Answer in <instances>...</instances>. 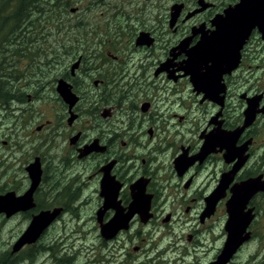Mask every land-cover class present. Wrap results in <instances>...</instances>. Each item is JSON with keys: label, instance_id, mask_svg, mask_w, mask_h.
Listing matches in <instances>:
<instances>
[{"label": "flooded vegetation", "instance_id": "obj_1", "mask_svg": "<svg viewBox=\"0 0 264 264\" xmlns=\"http://www.w3.org/2000/svg\"><path fill=\"white\" fill-rule=\"evenodd\" d=\"M260 1L264 5V0ZM176 3L184 6L173 26L170 12L169 30L175 37L164 49L158 47V29H142L140 32L148 33L152 42L138 45L135 38L129 48L141 54L135 65L129 67L124 58L109 50L99 58L104 59L103 66L91 68L95 90L91 93L89 122L82 126V95L75 90V81L65 74L60 77L59 72L57 82L64 79L77 99L70 107L71 103L56 90L55 98L63 100L65 106L60 108L67 112L68 140H63L60 124L53 128L52 119L37 124L26 139L13 136L3 140L5 146L14 149L10 150L13 162L8 164L9 174L4 173L12 185L0 187V195H23L32 183L27 168L37 158L42 170L33 193L34 205L10 215L0 213L3 222L17 216L27 220L7 250L10 263L16 264L23 249L41 246L56 227L60 244V218L91 202L98 235L110 254L111 260L106 257L105 264L112 258L113 263L119 258L117 264L128 260L153 264L163 254L170 264H213L222 255L228 238L226 223L233 189L259 179L263 187L245 194L248 197L238 203L248 220L243 234L246 237L226 264H264V22L254 21L253 27L249 23L248 34L241 32L238 41L243 43L234 49V60L219 62L210 56L199 59L192 55L201 52L200 41L214 37L218 27L215 18L225 16L231 7L238 8L242 1ZM77 60L79 66L74 71L71 68V77L87 58L79 56ZM30 84L34 90L27 93L29 101L40 100L45 90H35L40 88L38 81L31 80ZM249 107L254 108L255 117L248 113ZM26 152L29 154L23 168L27 174H17L16 165ZM4 164L1 157L0 166ZM87 188L91 195H84ZM61 194L68 198L60 201ZM146 201L149 209L144 215L141 212ZM46 210L58 214L36 241L15 251L14 245L34 216ZM118 217L127 218L126 224L109 228L108 224ZM183 222H190L185 233L190 245L181 247L173 238L164 248H158L169 235L168 230L172 231L171 225L182 227ZM103 225L107 232L102 231ZM217 226L219 232L214 230ZM145 235L155 241V246L145 247ZM134 240L142 243L133 244L131 251L129 243ZM252 243L256 246L250 250ZM44 248L47 252L53 249L48 244ZM34 254L36 251L29 252L27 258L32 259ZM141 255L147 258L145 262L139 260ZM59 257L63 261L64 256Z\"/></svg>", "mask_w": 264, "mask_h": 264}, {"label": "rangeland", "instance_id": "obj_2", "mask_svg": "<svg viewBox=\"0 0 264 264\" xmlns=\"http://www.w3.org/2000/svg\"><path fill=\"white\" fill-rule=\"evenodd\" d=\"M177 1L179 0H53L52 3L58 4L60 10L54 7L52 11L46 5L40 15L35 13L32 16V34L35 35V39H38L35 43H42L45 50L43 48H39V50L45 52L35 57L31 56L33 59H27V56H23L24 48L17 47L19 52L13 56L14 47L23 42L19 38L12 39V43L3 54L0 50V75H6L5 78L0 76V84L9 86V83L2 81H6L7 77H12L9 87L13 89L12 91L16 95H13L7 104L0 103V158L3 157L5 161V164L0 166V174L2 175L0 187L8 188L12 185L11 178L5 177L4 173L9 174L8 164L11 166L13 162V158L10 157V150L14 148L5 146L3 140H10L13 136L26 139L27 134L35 132L37 124L46 119L53 120V128L60 124L59 129L62 131L64 141L68 140V135H71L67 130L66 109L60 108L64 105L63 100L58 101L55 98L58 94L56 90L59 72L60 77L65 74L72 78L75 81V90L82 95V101L79 104L83 113L79 126H82L84 122H89L91 93L95 90L92 78L94 71H91V68L103 66L101 62L104 59L99 58L103 57L109 50H113L115 54L124 58L129 67L135 65L140 61L141 54L129 48L135 43L134 40L142 29H158V47L164 49L175 37L169 30L168 23L171 7ZM6 3L7 0H0V16L11 12L12 8L7 7ZM72 8H76V10L72 11ZM9 27L10 25L0 24V43L1 31H6ZM45 35L46 38H44ZM28 40L31 41V38ZM60 41L66 43L61 45ZM3 56L6 68L2 66L1 59ZM79 56L87 58V60L76 71V75L71 77V66ZM94 60L97 63H94ZM13 61L17 63V66L12 63ZM44 62L47 65L49 63L50 67L39 70V65ZM108 62L112 63V60ZM15 67L17 68L15 69ZM105 69L108 70L106 67ZM36 70L38 74H36ZM98 73L99 71L95 72V74ZM31 80L41 84L40 88L37 87L35 90H45L40 93V100L32 101L30 99L29 101L27 93L34 90L33 84H30ZM162 86H165L164 83ZM33 93L35 92L33 91ZM57 103L58 106H56ZM16 140L18 139L16 138ZM28 154L29 152L22 154L21 163L16 165L17 174H27L23 167ZM84 195H91L90 188L84 191ZM65 198H68L67 195H60V201H64ZM93 207L94 205L89 202L80 210L76 208L72 209L71 212H66L60 218V244L57 243L58 239H56L59 231L56 227L43 240L45 243L39 244L41 246L35 247L34 250L23 249L16 257V264H105L103 261H106V257L110 259V254L98 235L92 218ZM75 212L78 214L72 215ZM183 223L185 227L184 224L181 227L173 223L171 225L172 231L168 230L169 235L158 248H164L169 243L168 240L172 241L173 238H177L179 246H189L190 243L185 238V233L189 231L190 222ZM26 225L27 220L24 216H17L6 222L0 219V264L10 257H7V250L11 249ZM219 228L220 226H217L214 230L219 232ZM164 231L167 232V228ZM171 234L174 235L170 236ZM145 238V247L155 246V241H152L148 235H145ZM138 243H142V240H134L133 243H129L130 250L132 251L133 244ZM47 244L53 248L50 252L44 248ZM255 246L256 244L252 243L250 250ZM94 247H97L96 251H94ZM58 249H60L59 254ZM31 251H36V254L31 256L32 259L27 258ZM152 254L155 256L154 252ZM57 256H64L63 261L58 260ZM169 256L172 257V254ZM142 257L141 255L139 260ZM164 257H166L165 254L158 256L153 264H170ZM146 259L144 257L141 261L145 262ZM117 261L119 258L118 260L115 259L113 263L112 258V262L108 261L107 264H117ZM123 264L140 263L128 260Z\"/></svg>", "mask_w": 264, "mask_h": 264}, {"label": "water", "instance_id": "obj_3", "mask_svg": "<svg viewBox=\"0 0 264 264\" xmlns=\"http://www.w3.org/2000/svg\"><path fill=\"white\" fill-rule=\"evenodd\" d=\"M241 1L242 3L238 8L234 9L235 7H231L226 10L225 16L219 15L215 18L214 21H216L215 23L218 27L214 37L211 40L204 39V41H200L198 45L199 47L203 45V48L201 49L200 53L195 51V54L194 56L192 55V57L200 59L201 57L210 56L219 62H226L230 59L234 60L236 58L237 52H235L234 49L238 50L243 43V41L241 40L238 41L241 32L243 34L247 30V27L250 25L249 23H251L253 27L255 24L254 21L264 22V5L261 3L260 0ZM183 6V3H176L171 7V26L176 23ZM203 7L205 8L206 5H204ZM203 7H201L197 11H194L193 13L202 10ZM75 10L76 8H72V11ZM246 33L245 36H247L248 34ZM151 42L152 39L149 38L148 33L146 32H140L139 36L136 39V44L138 45L151 44ZM79 63L80 60H77L72 64L73 71L79 66ZM57 90L63 95L67 102L71 103L70 107H72L73 104L77 101L76 97L70 91L71 89L69 87V84L64 79L58 80ZM247 111L249 114L252 113V116L255 117L254 108L251 109V107H249ZM27 169L32 181L30 188L21 196H16L15 192H7L6 194L0 195V213L6 212L10 215L19 210L29 209L34 205L33 193L38 187L42 176V170L40 167L39 159L37 158L36 161L30 164ZM225 185L226 182L223 183L221 187L217 189L219 190L218 193L223 191ZM261 185L262 183L259 181V179H252L241 185H238L233 189V197L231 199V202H229L228 204V211L230 216L226 223L228 238L225 244L224 251L222 255L219 256L218 260L214 262L215 264H226L245 239L246 236L243 237V234L246 231L248 220L246 216H243L240 210L238 209V203H240L244 198L246 199V197H248L249 194L244 196L245 194L249 192L253 193L260 190V188L263 187ZM139 204L142 203H138V205ZM143 208H141L140 211H142L143 209L141 213H144V215H146V212L149 209V202L146 201L144 203ZM56 214H58L56 211L51 212L49 210H46L34 216L30 226L14 245V250H19L25 243H31L36 241L42 231L45 229V227H47L50 222L55 218ZM126 222L127 218L118 217L111 224H108V227L114 229L116 225H124L126 224ZM105 226H102V231L107 232V230L109 229L105 228Z\"/></svg>", "mask_w": 264, "mask_h": 264}, {"label": "trees", "instance_id": "obj_4", "mask_svg": "<svg viewBox=\"0 0 264 264\" xmlns=\"http://www.w3.org/2000/svg\"><path fill=\"white\" fill-rule=\"evenodd\" d=\"M52 1L53 0L50 1L49 0H7L6 6L9 7L10 9L12 8L13 10L11 9V12L4 14V16L3 15L0 16V24L10 25V27L6 31H1V35H2L1 43H0L1 54L4 53L5 49L8 48V46H10V44L12 43V39L14 40L15 38H19L20 40H23V42L14 47L13 56L19 52V48L17 47L24 48L23 56L25 57L27 56V59L31 58V56L35 57L45 52V51L40 52L41 50H39V48H43L42 43L41 44L35 43V41H38V39H35V35L32 34L33 33V30L31 29V25H33L32 16L35 13H38L40 15L42 10H44L43 7H45L46 5L52 11L54 10V7L60 10V6L54 5V2L52 3ZM38 37H40V35H38ZM46 37L47 36L45 35L44 38ZM30 38L31 41L28 40ZM65 43H66L65 41H60L61 45H64ZM54 48H58V47H54ZM43 50L45 49L43 48ZM1 61L3 62L2 63L3 68H6L4 56L1 59ZM12 63H14L17 66V63H15V61H13ZM45 67H50L49 63L48 65L45 62L43 64H40L39 70H43ZM16 68L17 67H15V69ZM0 76H2V78L6 77L5 74ZM11 81H12V77H7V80L2 82L9 83L10 86ZM9 86H4V84H0V103L7 104V102L10 101L13 95H15ZM1 264H12V263H10L8 260H5L2 261Z\"/></svg>", "mask_w": 264, "mask_h": 264}]
</instances>
